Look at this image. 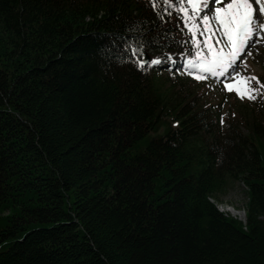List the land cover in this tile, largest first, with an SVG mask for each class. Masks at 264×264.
Here are the masks:
<instances>
[{
	"label": "trees",
	"instance_id": "1",
	"mask_svg": "<svg viewBox=\"0 0 264 264\" xmlns=\"http://www.w3.org/2000/svg\"><path fill=\"white\" fill-rule=\"evenodd\" d=\"M162 7L0 0V264H264V99L225 128L203 83L106 51L183 52ZM233 181L246 222L215 202Z\"/></svg>",
	"mask_w": 264,
	"mask_h": 264
},
{
	"label": "snow or ice",
	"instance_id": "2",
	"mask_svg": "<svg viewBox=\"0 0 264 264\" xmlns=\"http://www.w3.org/2000/svg\"><path fill=\"white\" fill-rule=\"evenodd\" d=\"M151 2L155 10L157 0ZM161 3V21L163 16L170 17L175 12L190 36L189 40L175 41L185 46V50L178 54L177 72L182 68L181 74L192 76L196 81L223 78L224 88L235 92L240 99H264V82L254 75L236 71L240 67L237 61L249 46L264 39V23H259L264 18V0H161ZM136 39L131 34L127 37L117 34L110 37L106 51L116 45L119 49L117 58L134 61L140 70L162 63L159 57L147 54L146 44L150 41L144 42L140 37L141 42L136 43ZM112 54L116 55L115 52ZM247 54L250 55V51ZM167 61L176 64L171 53L167 54Z\"/></svg>",
	"mask_w": 264,
	"mask_h": 264
},
{
	"label": "rangeland",
	"instance_id": "3",
	"mask_svg": "<svg viewBox=\"0 0 264 264\" xmlns=\"http://www.w3.org/2000/svg\"><path fill=\"white\" fill-rule=\"evenodd\" d=\"M250 51V55L246 54L241 61L240 67L237 68L236 71L242 73L243 75H254L256 77L261 78V81H264V39L260 40L259 43H256L252 47L248 49ZM247 51V52H248ZM211 84H203L205 87H200L202 91L208 96V99L217 102L218 108H221V114L224 119V126H229V119H231L232 112L238 107L234 105L237 104L240 106L239 102L236 100L239 98L235 93L232 98H227V95H221L216 84L214 82H210ZM253 85L255 86V82L253 81ZM218 86V85H217ZM223 91V90H222ZM226 92H229L225 89ZM236 95V96H235ZM237 97V98H236ZM236 98V100H235ZM259 98V97H258ZM229 99V100H228ZM249 101L248 99H243L242 102ZM253 102V101H252ZM244 104V103H242ZM217 107V106H216ZM248 201V194L244 183L241 181H233L230 183L229 187L225 191V193H220L215 199L218 209H220L224 213H228L237 219H241L240 216H235L232 214L229 209H236L239 212L245 213L246 203ZM246 221V218L244 219Z\"/></svg>",
	"mask_w": 264,
	"mask_h": 264
},
{
	"label": "bare ground",
	"instance_id": "4",
	"mask_svg": "<svg viewBox=\"0 0 264 264\" xmlns=\"http://www.w3.org/2000/svg\"><path fill=\"white\" fill-rule=\"evenodd\" d=\"M220 210V209H219ZM221 211V210H220ZM229 211L232 213V214H234L235 216H240V218H242V221L243 222H245V213L244 212H239V211H237L236 209H229ZM222 212V211H221ZM241 220V219H240Z\"/></svg>",
	"mask_w": 264,
	"mask_h": 264
},
{
	"label": "water",
	"instance_id": "5",
	"mask_svg": "<svg viewBox=\"0 0 264 264\" xmlns=\"http://www.w3.org/2000/svg\"><path fill=\"white\" fill-rule=\"evenodd\" d=\"M246 222V221H245Z\"/></svg>",
	"mask_w": 264,
	"mask_h": 264
}]
</instances>
